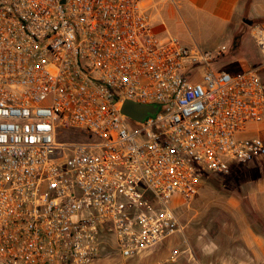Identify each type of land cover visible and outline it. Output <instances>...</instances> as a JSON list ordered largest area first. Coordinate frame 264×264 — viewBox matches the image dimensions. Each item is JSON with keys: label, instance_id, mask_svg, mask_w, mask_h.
<instances>
[{"label": "built area", "instance_id": "obj_1", "mask_svg": "<svg viewBox=\"0 0 264 264\" xmlns=\"http://www.w3.org/2000/svg\"><path fill=\"white\" fill-rule=\"evenodd\" d=\"M152 2L0 0V264L134 257L184 232L175 196L264 155L246 135L259 70L160 36ZM250 33L264 57V27ZM125 100L160 108L137 121Z\"/></svg>", "mask_w": 264, "mask_h": 264}, {"label": "rangeland", "instance_id": "obj_2", "mask_svg": "<svg viewBox=\"0 0 264 264\" xmlns=\"http://www.w3.org/2000/svg\"><path fill=\"white\" fill-rule=\"evenodd\" d=\"M163 18L169 26L168 33L189 37L191 29L188 24H182L178 13L171 20L166 15ZM254 44L257 45L256 41ZM214 67L221 70L220 62L214 63ZM70 133L76 138L84 137L80 131ZM64 136L65 133H62L59 138L64 140ZM253 164L235 163L227 173L206 172L194 198L185 200L175 196L171 201L184 226L183 233L175 234L130 258L109 247L108 257L102 264H264V248L257 245L261 249H255L245 239L244 232L249 221L264 223V216L245 206L247 195L244 183L256 174L251 167ZM174 250L179 251L176 256L173 255Z\"/></svg>", "mask_w": 264, "mask_h": 264}, {"label": "crops", "instance_id": "obj_3", "mask_svg": "<svg viewBox=\"0 0 264 264\" xmlns=\"http://www.w3.org/2000/svg\"><path fill=\"white\" fill-rule=\"evenodd\" d=\"M177 13L182 24H188L191 29L189 37H179L183 43L206 49L225 45L227 50L217 60L221 70L238 72L258 69L264 78L262 53L250 33L253 24L264 27V0H153L151 14L160 36L172 35L166 31L169 26L164 22L163 15L171 20ZM262 114L259 121L251 124L246 135L260 137L264 142V112ZM249 163H254L251 167L256 174L245 180V206L264 216V155ZM244 232L245 239L255 249H259L257 245L264 248V228L261 225L249 221Z\"/></svg>", "mask_w": 264, "mask_h": 264}, {"label": "water", "instance_id": "obj_4", "mask_svg": "<svg viewBox=\"0 0 264 264\" xmlns=\"http://www.w3.org/2000/svg\"><path fill=\"white\" fill-rule=\"evenodd\" d=\"M157 104H143L131 100H125L121 112L133 120L143 121L146 117L159 111Z\"/></svg>", "mask_w": 264, "mask_h": 264}, {"label": "trees", "instance_id": "obj_5", "mask_svg": "<svg viewBox=\"0 0 264 264\" xmlns=\"http://www.w3.org/2000/svg\"><path fill=\"white\" fill-rule=\"evenodd\" d=\"M263 78V77H262ZM264 79V78H263ZM260 224V223H259ZM263 228H264V223L263 224H260Z\"/></svg>", "mask_w": 264, "mask_h": 264}]
</instances>
